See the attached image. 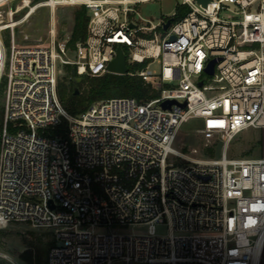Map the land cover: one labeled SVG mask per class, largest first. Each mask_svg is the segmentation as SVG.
<instances>
[{"label": "built area", "instance_id": "2783aa9c", "mask_svg": "<svg viewBox=\"0 0 264 264\" xmlns=\"http://www.w3.org/2000/svg\"><path fill=\"white\" fill-rule=\"evenodd\" d=\"M12 1L0 0V230L51 233L47 264H262L264 158L228 151L241 133L264 129V0H182L187 12L167 30L175 13L156 24L137 17L136 6L154 0H44L4 16ZM63 6L89 16L72 60L54 31L49 46L25 45L28 35L20 44L16 29L38 7ZM118 47L127 66L145 65L136 75L159 97L69 114L58 95L61 67L101 77ZM168 100L186 107L163 109ZM63 121L65 134L52 137ZM191 121L220 138V158L174 148ZM157 225L170 234L158 237ZM137 226L146 234L128 231ZM0 260L15 264L5 253Z\"/></svg>", "mask_w": 264, "mask_h": 264}, {"label": "rangeland", "instance_id": "374dc122", "mask_svg": "<svg viewBox=\"0 0 264 264\" xmlns=\"http://www.w3.org/2000/svg\"><path fill=\"white\" fill-rule=\"evenodd\" d=\"M182 0H154L136 6L138 16L145 25L146 21H152L154 24L161 19L171 18L181 6ZM27 4L33 7L34 0H14L9 6L4 8V16L9 12H16L19 8ZM13 15V20L17 21L24 17L28 12V6ZM80 7L63 6L57 8L54 12L45 7H38L27 21L16 29L17 40L20 44L23 42L24 35L30 37L29 42L25 45H44L49 46L52 42V31H54L55 43L63 44L68 42L73 29V11ZM7 47L9 45L7 44ZM74 52L66 50V59L72 60ZM61 74L58 79V88L60 85L69 86L71 80L77 83L80 77L71 78L67 72L66 66L61 67ZM171 86H165V89H171ZM73 90L79 91L74 85ZM208 97L211 94H207ZM150 101V100H149ZM3 102V100H2ZM147 102V101H146ZM199 123L191 121L182 126L174 148L184 154L192 149L198 150V155L208 159L220 158L222 142L218 137L207 138L199 132ZM262 131L250 129L241 133L233 139L230 144L228 157L230 159H258L264 156L262 144ZM105 233L107 230H100ZM129 232L133 234H146L147 227L137 226L130 227ZM47 232L32 229L27 224H11L7 228L0 230V253L7 254L15 264H27L22 254L27 250L44 252L46 242H48ZM170 234L166 225L156 226V235L158 237H167ZM46 257L44 256V261ZM0 264H10L7 261L0 260ZM262 264H264V250L262 254Z\"/></svg>", "mask_w": 264, "mask_h": 264}, {"label": "trees", "instance_id": "16d2710c", "mask_svg": "<svg viewBox=\"0 0 264 264\" xmlns=\"http://www.w3.org/2000/svg\"><path fill=\"white\" fill-rule=\"evenodd\" d=\"M44 0H34V4ZM187 12L184 7H179L173 22L181 20ZM89 16L85 7L81 6L73 11V29L70 40L66 44V48L74 52L76 45L85 42L87 38V27ZM127 55V50H124ZM145 65H128L129 73L126 75L105 74L101 77L78 76L72 73L73 67L66 66L68 74L71 78L80 77L77 83L71 80L69 86L60 85L58 88L59 99L65 110L73 115L78 116L86 112L92 105L100 101L113 98H132L138 102H146L159 97V92L147 85L136 75L138 71ZM5 82L0 88V116H2V100L4 98ZM74 85L78 87V94L73 90ZM67 130V124L63 121L58 127L52 130V137L56 135H64ZM48 242H46L45 250L30 251L27 250L22 254L27 264H47L48 254L55 245L53 235L46 233ZM44 256L46 260L44 261Z\"/></svg>", "mask_w": 264, "mask_h": 264}, {"label": "water", "instance_id": "95a60500", "mask_svg": "<svg viewBox=\"0 0 264 264\" xmlns=\"http://www.w3.org/2000/svg\"><path fill=\"white\" fill-rule=\"evenodd\" d=\"M198 1L200 3H202L204 6H206L208 3V0H198ZM171 23H172V19H169L166 22V24L164 25V30H167ZM131 27H133V26H131ZM172 40H173V38H172ZM216 62H217V60L212 61L209 65L208 69L206 70V73L209 76L214 75V67H215ZM107 71L109 74H115V75H126L129 73L126 56L120 47H118L116 58L109 64ZM72 73L74 75V74H76V71L73 70ZM203 84H204V82H201L199 84V86L201 87ZM75 94H78L77 90H75ZM172 105H177L181 108L186 107V104H178L176 101L168 100L162 104V108L163 109H170ZM50 206L53 207L51 202H50Z\"/></svg>", "mask_w": 264, "mask_h": 264}, {"label": "crops", "instance_id": "0c3cea01", "mask_svg": "<svg viewBox=\"0 0 264 264\" xmlns=\"http://www.w3.org/2000/svg\"><path fill=\"white\" fill-rule=\"evenodd\" d=\"M258 130H261V131H262V137H263L262 139H263V140L261 141V142H262V144H261V145H262V146H263V148H264V129H258ZM261 158H264V156H263V157H261Z\"/></svg>", "mask_w": 264, "mask_h": 264}]
</instances>
